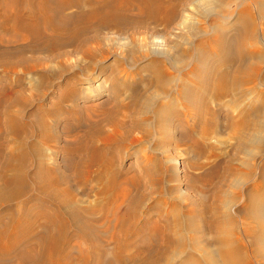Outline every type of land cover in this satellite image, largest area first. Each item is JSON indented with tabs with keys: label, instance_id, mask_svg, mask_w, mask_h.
<instances>
[{
	"label": "bare ground",
	"instance_id": "obj_1",
	"mask_svg": "<svg viewBox=\"0 0 264 264\" xmlns=\"http://www.w3.org/2000/svg\"><path fill=\"white\" fill-rule=\"evenodd\" d=\"M224 1H212L214 11L221 9L224 14H205L215 18L204 32L187 27L184 57L177 60L174 46L154 40L149 30L157 31L163 24L171 27L180 18V10L201 6L206 0H0V70L4 74L14 75L20 68L24 75H30L38 68L33 64L37 58H29L27 54L58 52L75 45V51L88 59L89 67L94 69L98 63L106 64L115 52L104 48L103 31L144 29L131 36L140 56L132 55L131 65L119 60L112 89L108 91L116 97L105 113L114 133L96 125L85 137L81 135L75 147H69L70 152L77 150L78 159L79 154L84 156L85 149H89L83 164L72 166L71 172L75 174L71 177L59 168H47L37 162L33 190L38 192L28 202L22 199L30 192L31 183L22 169L29 160L41 159V149L33 143L32 154L8 152L4 157L2 141L7 135L25 143L29 141L22 138L25 132L19 126L22 120L13 108L27 107L31 100L24 88L5 94L11 105L4 113L5 119L0 114V264H73L74 261L77 264H264V0H246L250 4H239L234 17L226 14L231 0L227 6ZM74 9L76 13H68ZM185 18L186 14L172 26L171 33L186 28ZM19 42L22 46L16 48ZM142 62L147 64L140 67ZM68 69L54 75H40L39 82L52 87L47 80L61 78ZM100 75L92 73L68 79L59 86L58 103L43 114L53 120L71 114L75 123H81L77 80L91 84ZM23 80L20 78V82ZM144 82L160 91L159 99L169 100L170 105L158 100L155 108L161 120L165 117L163 122L159 121L160 129L171 126L176 131L175 139L169 138V145L188 146L194 152V159L204 156L206 140L211 135L204 130L208 125L218 131L230 130L235 143L233 151L214 170L200 176L189 175L186 190L179 185L180 180L177 187L169 188L170 204L162 197L163 177H105L109 164L104 149L118 142L117 135L127 117L124 111L140 117L157 100L152 88L136 96L131 106H121L117 98L128 92L134 95L136 84ZM3 94L1 86L0 96ZM44 95L40 93L38 98ZM224 99L231 102H223ZM190 111H196L197 115L191 116ZM117 113L124 117L119 118ZM58 121L55 127L60 125ZM64 124L67 133L76 128L69 122ZM142 124L139 119L134 120L123 129L129 135ZM52 126V123L47 125L48 133L41 135L45 142L55 139ZM150 130H146L147 135ZM98 138L104 149L97 145ZM258 158H261L259 164ZM156 162L160 160L157 158ZM174 163L180 165L178 159ZM102 165L105 169L100 174L86 177L95 172V166ZM146 166L145 173L151 176L154 171L149 164ZM142 178L148 179V183L144 185ZM242 182L247 185L246 191L236 194L235 200L227 198L230 190ZM86 183H91L90 190L96 187L98 193L106 196L107 202L117 196L120 203L112 202L110 207L119 212L114 224L109 221L97 226L90 207L82 205L83 199L79 203L78 185ZM189 189L198 197L187 194ZM177 194L183 195L184 203L178 201ZM240 223L245 226L242 235H239ZM38 227L42 229L40 232ZM75 239L85 241L89 246L87 252L75 251L71 246Z\"/></svg>",
	"mask_w": 264,
	"mask_h": 264
},
{
	"label": "rangeland",
	"instance_id": "obj_2",
	"mask_svg": "<svg viewBox=\"0 0 264 264\" xmlns=\"http://www.w3.org/2000/svg\"><path fill=\"white\" fill-rule=\"evenodd\" d=\"M212 1L213 0H206V2L202 3L201 6L189 7L187 11L180 10L181 16L178 19V21H176L174 23V25L177 24L178 22H180L181 20H183L182 19L183 15L186 14V18L184 19V22L186 20V23H185L186 28L175 30L171 33L172 26H174V25H172L171 27H166V25L163 24L161 27H159V30H157V31H155L151 28L149 30V35L151 36V34H153L155 37L154 40H157L159 42L161 41V43H163L164 45L170 44V45L174 46L173 47L174 48L173 53L176 56L177 60L182 59L184 57V48L187 47L184 44V40H185V38H187V36H188L187 33L189 32L187 27L190 25V27H193V28L196 27L195 29L198 32H202V31L204 32L205 29H208V24H210V21L215 18V17L214 18L208 17V15L211 16V14H209L208 12H211V13L214 12V14H218V13L224 14V12H221V9H217L214 11L215 5L212 3ZM225 2H227V3H225ZM223 4L225 6H227L228 0L224 1ZM239 4H240V6H241V4L248 5V4H250V1H246V0H239V1L234 0L233 1V0H231L230 6L228 7V11L226 14L229 16L232 15V17H234L235 14L237 15L239 12V9H240ZM237 5H238V7H237ZM76 12L77 11L74 9V10H70L68 13L73 14ZM205 14H208V15L205 16ZM140 28L133 29V30L112 29V30L103 31L101 33V35L103 37V40L105 39L104 48L111 50V51L114 50L115 52H114V54H112L109 57L108 61H106V64L105 63L104 64L98 63V65L94 69H91L89 67V64H91V63L88 59L83 57L82 54L75 51L76 50V47H75L76 45H75L73 47H67L65 49H62L58 52H45V53H40V54L29 53V54H27V56L29 58H37L36 59L37 61H34L33 64H37L38 68L36 69L35 72H33L30 75H24V73L22 71H20V68L17 69V72L14 75L13 74H4L3 72H1L2 70H0V73H1L0 74L1 75L0 87L2 86L3 91H4V94L2 96H0V99L2 100V105H0V114H1L3 119L6 118L4 113H6L7 107L11 105L9 103L8 96L5 94L9 95L12 92L16 93L17 90L19 91L22 88H24L27 90L25 95L27 96L28 99L31 100V104L27 107H24L22 105H16L13 108L17 118L22 120L21 124L19 125L21 131L26 132V133L25 132L22 133V135L24 134L22 136V138H27L29 141L25 143L21 140L18 141V140L11 138L10 135H7L8 137L4 136L3 141H2L4 143V150H5V151H3V156L4 157L8 156V152H9V154L10 153H16V152L19 154H21V153L32 154L31 152L34 151V148L32 146L30 147V145L31 144L33 145V143L34 144L36 143L35 145L39 147V150L41 149V151H40V155H41L40 158L41 159L38 161L29 160L27 162L25 168L22 169L23 170L22 172H24L25 177H28L29 182L31 183L30 184V192L28 194H26L22 199V200H24V202L30 201V198L32 199L33 196H35L38 192L36 190H33V177L36 176L35 174H36V171L39 167V165H38L39 162L42 163L47 168H49V166H50V168L51 167L57 168V169L59 168V170L61 172H66L65 176L71 177L75 174V172L74 173L71 172L73 170L72 166L73 165L75 166L76 163L77 164H83V161L85 159H87V155H88L87 151L89 149H87V148L85 149L86 153L84 152V156L79 154L80 159H78L77 150L76 151L73 150L70 152V151H68L69 147H75L76 143H78V141L81 139V135H82V137L83 136L85 137L86 133H88L91 130V128H93L96 125H100L107 133H110V134L114 133V126L112 123H110L106 119L105 113H107V111L109 109H111V106L113 105L112 103H114L116 97L114 95L110 94V92H108V91H111V89H112L110 86H112L111 82L114 81L113 78L115 77V74L117 73L118 66L120 65L118 62L121 61V62H125L127 65H131L132 60L130 57L132 55H133V57L135 55H137V52L135 49L136 48L135 44L131 41V36L134 35L135 32H138V33L144 32V29H140ZM134 30H136V31H134ZM200 30H202V31H200ZM174 35L177 38H175ZM7 37H8V39L10 38V36H7ZM194 42H195V44H199L198 40H195ZM174 44H176V45H174ZM179 44L181 46L179 48H177ZM16 45L17 46H15V47L18 48V47L22 46V42H19ZM181 47H183V48H181ZM219 53H220V51H219ZM61 54H64L63 58L59 57V55H61ZM122 55L124 58L121 57ZM139 56L140 55H137V57H139ZM39 61H41V62H39ZM145 64H147V62L146 63L142 62L140 67H142V65L144 66ZM103 65H104V67H103ZM105 65H106V67H105ZM65 68L66 69L69 68V69L66 73L63 74V76L61 78L55 80L54 78L51 77V79L47 80V83L50 82L52 87L48 86L49 87L48 88L45 85L40 84V82H39L40 75H43V74H46L48 76L51 74L54 75V74L60 73ZM103 69H105V71ZM113 71H115V73ZM98 72L101 74L100 77L97 78V80H95V82H93L91 84H89L87 81H80V79L77 80L78 84L76 85V89L79 90L78 98L80 97L77 100H78V105L80 106L79 108H81L80 113H79V115H80L79 117H81V120H79V122H81V123H79V124L75 123L76 119L74 120V118H73V116H71V114L70 115H61L59 117V119L56 118L55 120L51 119L52 117L49 118V116L46 117V115L43 114V113L46 114V112H44V111H48V109H50L53 105L58 103V100L60 97L59 88L62 87L68 81V79H70L72 77L82 78V77H85V76L92 74V73L97 76V74H99ZM74 74H75V76H74ZM20 78H24V80L21 81L22 83L20 82ZM105 78H107V79H105ZM38 82H39V84H38ZM45 84H46V82H45ZM136 85H137L135 87L136 90L134 88V92H133L134 95H132L130 92H128L126 95L123 94V96H121L120 99L117 98L118 101H120L121 106H123V107L131 106L133 104L134 98L136 96L137 97L142 96V94L145 93L147 90L150 91L149 90L150 88H152V90L154 91V94H156L157 100H155L154 101L155 104L153 103V105H152V106H154V108H152V106H151V110L149 109L143 115H139L140 117H138L137 114H134L131 112L128 113L127 111H124V113L127 117H125L123 120L124 121V123H123L124 127H121V133H119L117 135V136H119L118 137L119 140L117 143H115V144L113 143L110 146V148L108 147L109 149L106 148V150H105L103 147L104 145H102L104 143L103 142L101 143V140L98 138L97 145L100 148L104 149L105 153L107 152L106 157H105V161L107 164H109L108 165L109 170H108V173L105 175V177H114V176H119V177H163L165 183H164V186L160 188L164 194V196L162 195V197L166 203L170 204L171 203V201H170L171 196H169V194L167 192L169 188L177 187L178 183L181 181L179 183V185L181 186V188H183V190H186V187H187L186 186V179L189 177V175L194 174L196 176H200V175H203V174H205L211 170H214L217 165H219L220 163H222L226 159L227 155H229L231 153L230 151H233L232 149H233V146L235 143L231 139V131L230 130L222 129V130L218 131V129H214V128H212V126L208 125V127L206 126L204 128V130L207 133H210L211 135L206 140L208 146L206 147L207 149H205L204 156L202 155L198 159H194L195 158L194 152L192 151V149H190L191 151H189L188 146L181 145L178 147L176 144L173 145V143L171 145H169V143H168V142H170L169 138L172 137V140L175 139V136L177 135L176 131L171 126L170 127L168 126V128L165 127L166 129L164 127H163V129L162 128L160 129L159 121H160V123L163 122L165 117L162 118L163 120H161V117L159 118L160 115L158 116L155 114V108L157 107L158 103L161 101V102H165L166 104H168L169 100L168 99L165 100L162 98L159 99L158 96H160L159 95L160 91L157 88H155L154 85L152 86L148 82L139 83ZM34 87H35V89H33ZM10 88H12V89L10 90ZM80 88L82 89L81 91H80ZM108 88L109 89L111 88V89L109 90ZM36 89H37V91H36ZM40 93L45 94L41 99L38 98ZM158 100H160V101H158ZM223 102H226L229 104L231 102V99H224ZM168 105H170V103ZM39 108H41L42 110ZM33 110H35L36 112ZM37 110H38V112H37ZM174 111L175 110H173V112ZM190 112H191L190 113L191 116L197 115L196 111L195 112L190 111ZM192 112H194V114ZM35 113L37 116L35 115ZM33 115H35V116H33ZM117 115L119 118L124 117V116H121V113H117ZM142 116H144V117H142ZM157 116H158V118H157ZM199 116H200V114H199ZM118 117H116V118L118 119ZM67 118H68V120H67ZM138 119L141 123H143L142 126L133 130L132 133L128 135L127 132L124 131V129L128 128L134 120H138ZM56 121H58L60 123V125L58 124L59 126H57V127L54 126L56 124ZM68 122L70 123V125L72 124V127H76L77 129L74 128V130L71 131V133H67L63 129V127L65 125L64 123H68ZM222 122H225V121L223 120ZM51 123L55 127L54 128L52 126V128H54V130L53 129H52L53 131L51 130V133H53V135L55 136V139H53L52 141H49V142L46 140V142H45L44 140H42L41 135L48 133L46 128H47V125H49ZM43 125H45V128L42 127ZM146 130L147 131L150 130L149 135H147ZM162 130H163V132H162ZM27 132H31V133L27 134ZM132 134H134V135H132ZM124 136H125V138H123ZM199 138H200V136H199ZM34 141H36V142H34ZM37 141L39 143H37ZM27 143H29V145ZM86 145H88L87 142H86ZM24 146H25V148H24ZM5 147H6V149H5ZM20 148H22V149H20ZM27 149H28V151H27ZM14 150H15V152H14ZM254 153H255V150H254ZM154 156H155V158H154ZM157 158L160 160L159 163L156 162ZM245 158L247 159V157H245ZM177 159H178L180 165H175L174 162H176ZM147 160H149V161H147ZM260 161H261V158H258L256 163L259 164ZM79 162H81V163H79ZM193 163H197L198 166H194ZM148 164L150 166L151 171H154L151 176L147 175V173H145V170H144L145 167H146L145 169H147L146 165H148ZM83 167L86 171L87 168L84 165H83ZM103 169H105L103 165L101 167L95 166L93 168V171H95V172L92 173L91 176H86V177H95L96 175L100 174L101 170H103ZM115 174H117V175H115ZM46 177H50V176L47 174ZM148 181H149L148 179L146 180L144 178L142 183L145 185L146 183H144V182L148 183ZM72 183H73V181H72ZM90 184L91 183L78 185V189H77L78 194L76 193V196L78 197L77 200L79 201V203H82V201L84 200L82 205H85L88 208L90 207L89 209L91 210V217L97 226H101L105 223L108 224L110 222H112L110 224H114V222L116 220L115 217H117V213H119V212H118V210L115 211L110 207H111L112 202L118 201V203H120L119 199L117 198V196L116 197L113 196L111 198V200H113V201L108 200L109 202H107L106 196H103L100 193H98V191L96 190L97 189L96 187L93 190H90L92 188V186ZM93 186H94V183H93ZM246 188H247V185H245V183H243V182L240 183L236 188H232L230 190V193L228 194L227 198H231L232 200L237 199L236 194L243 193L244 191H246ZM233 193L235 195H233ZM187 194H189L190 196L195 197V198L198 197V194L195 191H193L192 189H189V193H187ZM42 196H45V195L42 194ZM46 197H47V195H46ZM46 197L43 199L46 200ZM176 198L178 199V201H180V203L185 202L184 200L181 199V198H183V195L181 196V195L177 194ZM173 202L177 203V201H173ZM177 205H178V203H177ZM32 206H34V205H32ZM172 208H175V207L172 206ZM92 209H93V211H92ZM248 222L249 221H244L242 223L246 224ZM242 225H241V223L239 224V232H241L239 235H242L244 232V229H245V226H242ZM41 230L42 229L40 227H38L37 232H40ZM70 234L73 236L74 235L73 231H70ZM72 245H73V247H75L76 252L77 251L87 252V250L89 249V246L86 245L85 241H83L82 239L73 240L71 243V246ZM132 252H136V250L132 249ZM73 264H77V262L74 261Z\"/></svg>",
	"mask_w": 264,
	"mask_h": 264
}]
</instances>
